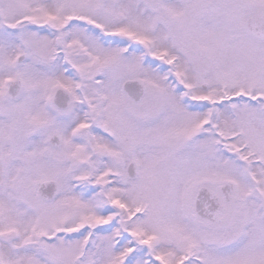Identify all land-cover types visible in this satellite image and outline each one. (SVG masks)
I'll list each match as a JSON object with an SVG mask.
<instances>
[{"label":"snow or ice","instance_id":"1","mask_svg":"<svg viewBox=\"0 0 264 264\" xmlns=\"http://www.w3.org/2000/svg\"><path fill=\"white\" fill-rule=\"evenodd\" d=\"M0 264H264V0H0Z\"/></svg>","mask_w":264,"mask_h":264}]
</instances>
